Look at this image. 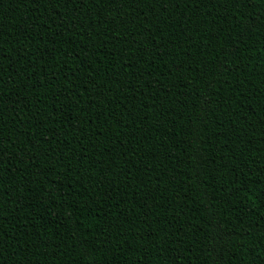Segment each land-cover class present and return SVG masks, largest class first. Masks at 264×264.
<instances>
[{
  "label": "trees",
  "instance_id": "16d2710c",
  "mask_svg": "<svg viewBox=\"0 0 264 264\" xmlns=\"http://www.w3.org/2000/svg\"><path fill=\"white\" fill-rule=\"evenodd\" d=\"M0 264H264V0H0Z\"/></svg>",
  "mask_w": 264,
  "mask_h": 264
}]
</instances>
